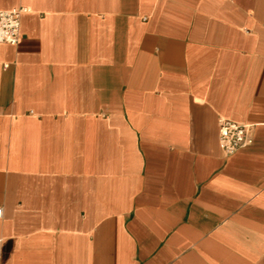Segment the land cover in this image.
Here are the masks:
<instances>
[{
    "label": "crops",
    "instance_id": "crops-1",
    "mask_svg": "<svg viewBox=\"0 0 264 264\" xmlns=\"http://www.w3.org/2000/svg\"><path fill=\"white\" fill-rule=\"evenodd\" d=\"M0 264H264V0H0ZM253 125L223 156L218 119Z\"/></svg>",
    "mask_w": 264,
    "mask_h": 264
},
{
    "label": "built area",
    "instance_id": "built-area-1",
    "mask_svg": "<svg viewBox=\"0 0 264 264\" xmlns=\"http://www.w3.org/2000/svg\"><path fill=\"white\" fill-rule=\"evenodd\" d=\"M26 8L0 10V43L15 45L20 37V17ZM254 137L251 124L240 123L232 119H218V143L223 156H229L239 149L249 146ZM0 209V217H1Z\"/></svg>",
    "mask_w": 264,
    "mask_h": 264
}]
</instances>
